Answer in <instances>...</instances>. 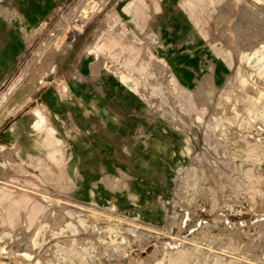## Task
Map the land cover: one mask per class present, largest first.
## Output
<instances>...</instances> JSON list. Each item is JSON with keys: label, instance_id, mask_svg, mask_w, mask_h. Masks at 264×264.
<instances>
[{"label": "rangeland", "instance_id": "rangeland-1", "mask_svg": "<svg viewBox=\"0 0 264 264\" xmlns=\"http://www.w3.org/2000/svg\"><path fill=\"white\" fill-rule=\"evenodd\" d=\"M3 98L0 264H264V0H64Z\"/></svg>", "mask_w": 264, "mask_h": 264}, {"label": "crops", "instance_id": "crops-1", "mask_svg": "<svg viewBox=\"0 0 264 264\" xmlns=\"http://www.w3.org/2000/svg\"><path fill=\"white\" fill-rule=\"evenodd\" d=\"M12 2L16 14L8 17L0 16V40L5 41L0 48V90L16 71L39 28L51 18L55 9L64 0H12ZM21 128H23V120L11 126L12 131ZM48 131L42 137L37 136L39 148L46 151L49 160L54 163L58 132L55 129Z\"/></svg>", "mask_w": 264, "mask_h": 264}, {"label": "bare ground", "instance_id": "bare-ground-1", "mask_svg": "<svg viewBox=\"0 0 264 264\" xmlns=\"http://www.w3.org/2000/svg\"><path fill=\"white\" fill-rule=\"evenodd\" d=\"M257 1H260V0H257ZM261 2H263V1H261ZM260 2V3H261ZM259 3V2H258ZM96 7V4H92L91 5V8H95ZM66 43V42H65ZM44 52V51H43ZM42 55V54H41ZM41 57V56H40ZM41 59H42V57H41ZM23 85V84H22ZM22 88V87H21ZM25 96V94L23 93L21 96H19L18 98H16L15 100H16V102H17V105H18V103L19 104H21V102L23 101V99L25 98L24 97ZM3 100H4V98L2 99V100H0V115L3 113V114H5L11 107H12V105L14 104V101L13 102H11V103H3ZM16 129V128H15Z\"/></svg>", "mask_w": 264, "mask_h": 264}]
</instances>
